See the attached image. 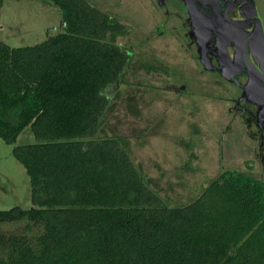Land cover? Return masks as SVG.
<instances>
[{
    "label": "trees",
    "instance_id": "1",
    "mask_svg": "<svg viewBox=\"0 0 264 264\" xmlns=\"http://www.w3.org/2000/svg\"><path fill=\"white\" fill-rule=\"evenodd\" d=\"M48 1L62 33L0 41V138L34 137L13 149L32 207L0 211V264H264L263 184L228 170L189 204L168 205L129 139L104 134L131 63L117 43L128 27L87 0Z\"/></svg>",
    "mask_w": 264,
    "mask_h": 264
},
{
    "label": "rangeland",
    "instance_id": "2",
    "mask_svg": "<svg viewBox=\"0 0 264 264\" xmlns=\"http://www.w3.org/2000/svg\"><path fill=\"white\" fill-rule=\"evenodd\" d=\"M87 1L129 29L117 43L131 51V63L112 92L104 134L129 139L130 157L167 204H189L222 173L249 171V162L252 175L262 177L259 157L249 154L256 141L238 121L229 122V92L194 71L185 53L186 0ZM156 28L169 31L160 36ZM63 31L62 13L48 0H4L0 7V41L12 48ZM33 142L28 131L14 145L0 138V211L32 207L30 178L13 149Z\"/></svg>",
    "mask_w": 264,
    "mask_h": 264
},
{
    "label": "flooded vegetation",
    "instance_id": "3",
    "mask_svg": "<svg viewBox=\"0 0 264 264\" xmlns=\"http://www.w3.org/2000/svg\"><path fill=\"white\" fill-rule=\"evenodd\" d=\"M190 8L198 12L197 19H192ZM185 10V53L194 71L229 92V122L242 124L257 144L249 154L259 157L262 177L252 175L250 162L246 173L264 186V0H186ZM155 30L160 36L169 31Z\"/></svg>",
    "mask_w": 264,
    "mask_h": 264
},
{
    "label": "water",
    "instance_id": "4",
    "mask_svg": "<svg viewBox=\"0 0 264 264\" xmlns=\"http://www.w3.org/2000/svg\"><path fill=\"white\" fill-rule=\"evenodd\" d=\"M189 13L191 14L193 20L197 19L198 12L196 10H194L193 8H190Z\"/></svg>",
    "mask_w": 264,
    "mask_h": 264
}]
</instances>
